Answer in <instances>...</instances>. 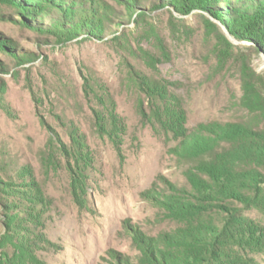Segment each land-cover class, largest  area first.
Segmentation results:
<instances>
[{
  "label": "rangeland",
  "instance_id": "374dc122",
  "mask_svg": "<svg viewBox=\"0 0 264 264\" xmlns=\"http://www.w3.org/2000/svg\"><path fill=\"white\" fill-rule=\"evenodd\" d=\"M5 1L0 264H219L207 253L204 232L218 225L215 205L230 202L202 203L186 175L198 159L180 142L247 118L245 93L258 89L264 97V47L235 38L204 10L179 14L160 0H107L122 15L105 24L102 38L40 29L27 12L36 0ZM65 1L77 0H40L32 10ZM125 1L137 8L129 18ZM219 33L231 46L216 42ZM126 63L176 85L166 106L182 132L141 121L123 83ZM154 105L158 113L166 109ZM111 114L124 128L114 133L118 146L97 131L101 116L112 128ZM203 205L214 211L187 212ZM219 240L237 264H264V244L245 263L236 248L227 250L225 235Z\"/></svg>",
  "mask_w": 264,
  "mask_h": 264
},
{
  "label": "trees",
  "instance_id": "16d2710c",
  "mask_svg": "<svg viewBox=\"0 0 264 264\" xmlns=\"http://www.w3.org/2000/svg\"><path fill=\"white\" fill-rule=\"evenodd\" d=\"M48 1V0H47ZM162 5L167 4L179 14L191 9H201L220 20L229 31V34L238 39H246L256 47H264V0H160ZM11 4L10 1H5ZM40 0L28 3V15L33 26L46 29L56 35L71 37L85 35L86 37L102 38L105 24L113 18L120 19V11H116L107 0H77L74 2L56 3V9H49L39 5ZM131 17L136 11L135 5L127 2ZM157 7V3L153 4ZM44 10L45 13L39 14ZM23 16L26 13H20ZM131 14V15H130ZM35 19V20H34ZM45 19L47 21H45ZM121 21L119 20V23ZM209 24L218 29V25L208 20ZM112 30V29H111ZM108 29V31H111ZM80 32V33H78ZM65 37V38H67ZM216 42L231 46L226 37L216 34ZM264 50V48L262 49ZM22 57L23 54L14 53ZM141 55L145 60L150 58L148 52ZM6 71L7 66L2 65ZM244 67L242 72H244ZM123 83L128 92L134 95L136 113L142 122L150 123L153 128L162 127L163 130L182 132L179 118L174 119L171 108H168V99L176 94V85L166 83L163 79L145 73L135 66L126 63L125 71H121ZM246 80H250L248 77ZM250 84V83H248ZM89 89L93 91L90 83ZM100 89H104L100 85ZM105 90V89H104ZM106 102V103H105ZM112 102V101H111ZM162 103L166 108L163 113L157 112L154 103ZM109 102L102 101L100 105L106 108ZM242 107L247 111V118L240 121H231L217 124L215 128L205 130L195 135L194 139L186 136L180 142L197 157L198 163L193 169H187V178L193 189L196 190L202 203L226 200L230 205L216 206V214L220 215L218 225L207 229L203 244L208 248V255H213L219 264H237L238 258H232L223 253L219 237L225 235L229 240V247L238 250L244 256L245 263L251 250L264 244V97L258 89L248 90L241 99ZM168 109V113L167 112ZM112 128L106 127V120L100 117V136H107L115 146L114 133H122L124 128L114 114L109 117ZM169 127V129H166ZM220 198V199H219ZM207 207L192 206L187 211L193 215L206 214ZM175 210L181 207L173 208ZM221 212V213H220ZM256 216H253L252 213ZM185 213V212H184ZM237 254V253H236ZM164 260L160 264H164ZM252 264V259L249 258Z\"/></svg>",
  "mask_w": 264,
  "mask_h": 264
}]
</instances>
